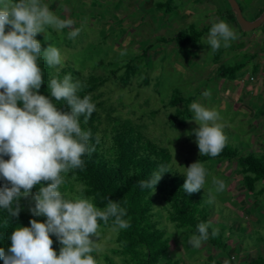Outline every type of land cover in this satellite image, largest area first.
Here are the masks:
<instances>
[{
	"label": "rangeland",
	"instance_id": "rangeland-1",
	"mask_svg": "<svg viewBox=\"0 0 264 264\" xmlns=\"http://www.w3.org/2000/svg\"><path fill=\"white\" fill-rule=\"evenodd\" d=\"M157 1L165 0H42L60 19L75 23L59 31L46 27V32L40 33L45 42L41 51L51 44L60 50L63 62L69 61L82 73L105 75L147 50V57L141 61V66L146 67L129 85H117L113 76L101 90L105 92L104 98L110 97L119 107L120 115L171 149V166L180 173L199 155L193 134L198 125L190 108L193 102L219 113L227 142L242 156L264 151V25L242 30L227 0H174L175 10L167 15L155 9ZM237 2L243 16L250 18L257 0ZM220 19L234 28L238 38L229 47L222 46L213 52L207 38L212 24ZM190 24L197 30L205 29L197 48H178L174 43L156 41L185 30ZM76 28L81 29L79 35L69 39L68 33ZM234 64H242L234 79L218 75L219 66ZM205 91L210 96H203ZM177 94L193 98L189 104L193 117L181 129L170 127L168 121L170 113L184 108L183 103L167 105ZM156 109L159 112L152 116L149 111ZM200 163L207 170L204 199L209 207V222L216 229L224 228L225 238L228 236L231 244L224 249L206 242L199 248L192 247L188 241L194 234L164 220L172 238L168 255L180 258L183 264H218L216 260L229 264L230 256L239 264L249 257L264 255V193L254 196L243 191L238 183L240 177L233 171L236 161L213 158ZM214 177L225 182L222 193H216ZM262 185L264 182L259 181L256 187ZM209 192L215 197L211 204ZM115 232V228H98V238L92 239H96L100 251L113 244Z\"/></svg>",
	"mask_w": 264,
	"mask_h": 264
},
{
	"label": "clouds",
	"instance_id": "clouds-1",
	"mask_svg": "<svg viewBox=\"0 0 264 264\" xmlns=\"http://www.w3.org/2000/svg\"><path fill=\"white\" fill-rule=\"evenodd\" d=\"M74 23L60 19L42 0H0V178L5 181L0 188V208L18 217L23 197L29 200L33 216H46L45 222L32 219L30 227L15 228L11 247L7 252L0 248L4 264H98L93 255L98 253L96 239H92L98 238V220L107 223L113 217L117 229L130 227L124 219L126 209L118 201L108 198L101 210L93 198L68 199L60 191L64 184L61 173L83 167L82 157L95 151L94 146L90 147L91 130H82L79 117L84 116L87 123L96 104L90 95H77L81 83L73 81L71 73L62 79L53 77L48 84L51 97L56 102L66 101L70 111L58 109L53 99L39 93L43 71L38 62L44 60L49 67H55L62 66L63 59L60 50L51 44L41 51V43L35 37L46 32V27L59 31ZM80 31H70L69 39L74 40ZM237 38L234 28L220 19L212 24L207 43L215 52L222 46L229 47ZM202 95L210 96V92ZM190 108L198 125L193 131L200 155L218 156L227 142L219 113L198 102ZM168 171L166 166H158L149 179L138 181L140 188L154 192L162 174ZM183 174L186 193L204 189L207 170L202 163H191ZM42 181L39 191L32 194L31 189ZM212 183L216 193L225 191L223 180L214 177ZM214 199L209 192L208 203ZM210 227L211 222L199 223L198 234L192 235L188 243L201 247L209 239ZM50 234L62 245L59 255L52 248ZM217 235L219 229L213 228L211 236Z\"/></svg>",
	"mask_w": 264,
	"mask_h": 264
},
{
	"label": "trees",
	"instance_id": "trees-1",
	"mask_svg": "<svg viewBox=\"0 0 264 264\" xmlns=\"http://www.w3.org/2000/svg\"><path fill=\"white\" fill-rule=\"evenodd\" d=\"M173 1H157L155 9L167 15L175 10ZM204 31L205 29L197 30L194 24H190L187 29L178 31L171 37L157 38L156 41L164 44L174 43L178 48L195 49ZM35 38L43 47L45 42L41 34L38 33ZM146 57L147 50H143L139 55L129 58L105 75L84 74L69 61L63 62L62 66L55 67H49L44 60L38 62L43 71V83L38 91L53 99L58 109L70 111V106L64 100L56 102L51 97L48 84L53 77L62 79L68 73L72 74L73 81L79 80L81 83V90L77 92V95L81 98L84 95H90L92 102L96 104V109L88 118L87 123H84V116L79 117L82 130H91L90 147L94 146L95 151L82 157L83 167L61 173L64 184L60 187V191L68 199L93 198L92 202L101 210L106 207L108 198L118 201L120 206L126 209L124 219L130 223L127 229H117L113 224V217H110L107 223L98 220L99 229H116L112 239L113 244L108 249L100 251L96 245L98 253H93V255L98 264H183L180 258L168 255L172 238L163 221L172 223L175 228H186L192 234H198L197 225L202 222L208 223L210 219L209 207L204 199L207 191L202 188L195 193L188 194L183 190L182 186L186 177L172 168L171 149L165 143L148 135L131 119L120 115L117 111L119 107L111 102L110 97L104 98L105 92L101 88L107 81L115 76L117 85H129L141 73V69L146 67V64L141 66L142 59ZM241 67L242 64L221 65L217 68L218 75L234 79L236 71ZM119 70L121 73L117 75ZM119 99L120 97L117 100ZM192 99L191 96L183 97L177 94L167 102L170 106L184 104V108L170 113L168 120L170 127L181 129L186 125L187 120L193 117L189 110ZM158 112L157 109L149 111L152 116ZM97 135H99L98 143L96 142ZM194 137H196L195 134ZM196 146L198 148V145ZM213 158L229 163L236 161L237 166L233 171L236 176L240 177L238 183H241L243 191L254 196L264 193V185L260 188L256 187L259 181L264 182V151L251 152L242 156L237 148L226 142L218 156L211 157L199 153L196 160L202 162ZM4 159H9V157L5 156ZM160 165L166 166L169 171L162 174V179L156 185L155 191L141 189L138 181L149 179ZM130 171L135 174L129 176ZM4 183L3 178H0V188ZM43 184L42 181L41 184L35 185L31 189L32 194L37 193ZM20 204L21 211L18 217L0 208V248L6 252L11 247V235L17 226L30 227L32 219L40 222L46 221L44 215H32L29 211L28 199L22 197ZM213 228L211 226L208 229L209 239L205 241L207 244L218 249H224L231 244L230 238L228 236L225 238L224 228H218L219 235L212 237ZM50 236L53 240L52 248L59 255L60 242L54 234ZM257 241L260 242L261 239ZM229 259V264H238L234 262L233 256ZM216 262L220 264L221 261L216 260ZM0 264H4L2 259H0ZM239 264H264V255L249 257Z\"/></svg>",
	"mask_w": 264,
	"mask_h": 264
},
{
	"label": "water",
	"instance_id": "water-1",
	"mask_svg": "<svg viewBox=\"0 0 264 264\" xmlns=\"http://www.w3.org/2000/svg\"><path fill=\"white\" fill-rule=\"evenodd\" d=\"M228 3L230 4L231 8L233 9L235 13L236 20L241 27L242 30H251L256 27H258L263 21H264V11L254 20L250 21L247 20L241 11V8L237 2V0H227Z\"/></svg>",
	"mask_w": 264,
	"mask_h": 264
},
{
	"label": "crops",
	"instance_id": "crops-1",
	"mask_svg": "<svg viewBox=\"0 0 264 264\" xmlns=\"http://www.w3.org/2000/svg\"><path fill=\"white\" fill-rule=\"evenodd\" d=\"M264 7V0H257L256 4L253 6V9L251 11V17L248 18L247 20H254L255 18H257L260 15V11L263 10ZM264 11V10H263ZM262 11V12H263ZM264 25V21L259 25V26H263ZM263 33V32H262ZM261 35V32L260 34ZM264 61V58H262ZM243 203V202H242ZM241 204V203H240ZM242 205V204H241Z\"/></svg>",
	"mask_w": 264,
	"mask_h": 264
}]
</instances>
